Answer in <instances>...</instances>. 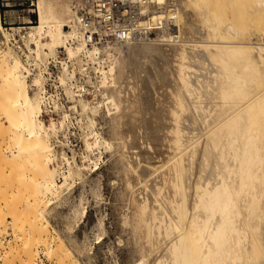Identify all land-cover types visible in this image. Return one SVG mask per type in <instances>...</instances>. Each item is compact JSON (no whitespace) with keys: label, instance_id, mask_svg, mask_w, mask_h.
Returning a JSON list of instances; mask_svg holds the SVG:
<instances>
[{"label":"bare ground","instance_id":"bare-ground-1","mask_svg":"<svg viewBox=\"0 0 264 264\" xmlns=\"http://www.w3.org/2000/svg\"><path fill=\"white\" fill-rule=\"evenodd\" d=\"M234 1L237 9L229 12L227 5H235ZM234 1H224L227 17L225 7L214 13L221 5L211 4L213 9L210 0H180L182 41L166 44L170 61L161 81L149 72L141 76L138 71H126L137 50L142 48L153 56L158 44H89L74 0H33L35 24L12 28L18 33L26 31L18 35L25 59L9 48L0 51V114L12 141L2 161L15 163L20 170L19 181L31 187L24 200L34 223L30 237L21 243L24 264L35 259V247H51L50 243L56 249L54 264H77L62 240L49 237L44 217L46 207L82 173L79 166H72L74 160L70 164L67 158H62L66 170L59 172L51 144V136L57 134L55 123L47 125L41 120L42 105L48 100L42 72L50 58L59 62L56 80L72 101L73 112L85 115L92 127L93 117L102 106L110 116V140L91 127L90 132H81L83 144L89 153L102 146L109 149L115 142L121 158L118 173L130 193L123 225L134 234L140 255L137 264H264V47L252 49L246 44L253 35L255 40L264 36V0ZM245 16L249 17L246 23ZM195 18L206 29L201 45L186 40L198 27ZM4 31L0 19L4 40L15 34ZM226 35L232 36L229 41H247L246 47L234 46L240 42H219ZM207 40L213 46L203 45ZM32 67L38 68V73L34 74L37 84L31 94L27 78ZM203 67L206 71L202 75L198 72ZM125 71L129 80L123 84ZM98 72L105 95L89 104L82 97L84 86L73 79L78 73V78L83 77L98 93L101 90L90 77ZM66 119L63 114L59 130L68 126ZM99 157L90 160L92 167ZM156 163L160 164L154 168ZM6 168L0 169L2 223L3 215L13 217L18 211L15 201L22 194L18 173L13 177L15 182L9 184L12 172ZM78 204L75 207L81 210ZM83 211L72 213L82 216ZM96 234L95 241L99 238Z\"/></svg>","mask_w":264,"mask_h":264},{"label":"rangeland","instance_id":"rangeland-1","mask_svg":"<svg viewBox=\"0 0 264 264\" xmlns=\"http://www.w3.org/2000/svg\"><path fill=\"white\" fill-rule=\"evenodd\" d=\"M30 1L31 3H33V0H30ZM224 1L226 0H223L222 5H221V3H219V0L215 2H211L210 0L211 3L209 4V6L211 4L214 5V3H216L214 5L215 7L217 4L221 5V7H217V8L213 7L212 5L210 6L213 9L215 8L216 10L219 8L217 11L213 10L214 13L217 12L216 14H218L220 13V10L227 5L225 4ZM223 3H224V6H223ZM28 4L29 2L26 0H0V19L2 22V27L8 29L9 27L15 28V27L29 26L30 24L26 23V20L27 21L29 20V14L27 11ZM232 4L233 3H231L229 7L227 5V8H229L230 11L226 7L225 9H227V12H225L226 10L224 9L225 10L224 13L228 14V15L226 14L227 17L229 16L228 11L233 12V9L235 10L237 9V7H235L237 4L235 3V5H233L235 8H233ZM224 13L221 12L223 16H225ZM3 18H5L7 23H10L11 26L3 25ZM245 18L246 20H249V17H246V16L244 17V21L246 23L247 21L245 20ZM195 20L197 22L198 27H196L195 31L191 33L190 38L186 37V40L188 39L192 40V42H190V44L192 45H196V44L201 45L199 43H201L200 41H204L205 35H202V34L205 33L204 31H206V29L204 28L203 23L201 21L198 24L200 20L199 18H195L194 23H195ZM31 21H32V24H35L33 22V19ZM239 21L241 22V20ZM239 21H237V23H239ZM12 23H14V25H12ZM201 23H202V26L200 25ZM198 28L201 30V32ZM11 30L16 34L18 33L16 30H13V29ZM20 31L21 32L18 33V35H23V34L25 35V32H26L25 30H20ZM196 31H199V32H196ZM4 32L6 33L7 31H4ZM197 34H198V37H197ZM200 35H202L203 38ZM191 36H193V38H191ZM227 36L228 35H226L225 40L218 39L219 42L221 41L240 42L241 44H236L234 46H239V45L242 46L244 44L242 47L244 46L246 47V44L248 45L250 44L247 47H250L252 45L251 46L252 49L256 45H258L257 47H259V45L260 47H264V36L258 38V40H255L256 37L253 35L251 37L252 38L251 41H248V43H246L247 42L246 40H245L246 42H244L243 40L238 41L236 39L229 41V39H231L232 36L231 37L230 35L228 37ZM3 38H4V35L1 34L0 32V51L5 50L7 48L12 50L10 47H6L5 45H3L2 43ZM222 38H225V37L223 36ZM256 41L258 44H256ZM207 42L209 45L207 44ZM207 42L205 43L203 42V45L211 46L212 44L213 46V43H210L208 40ZM254 42L255 44H253ZM259 42H261V44ZM140 46H143V45H140ZM156 48H157L156 52L153 56L143 51L142 48L140 49L138 48L139 50H137L133 55L134 57L132 59L133 60L132 64L127 65L126 71L133 73V74H135L134 73L135 71L136 72L138 71L139 73H141V76L144 75V72L145 73L149 72V73L154 74V76L159 77V79L162 81V77L164 73L166 72L168 68V63L170 61V58L168 56L169 52L167 51L168 48L166 44H158ZM23 50L25 51L24 45H23ZM261 52L262 54L264 53L263 50H261ZM261 52H259V54H261ZM12 53H15V55L20 57L22 61L25 59L24 54H23L24 56L23 57L17 54L14 50H12ZM98 56H99L98 54L94 55V58ZM59 58L62 59L63 54L60 53ZM32 68H33L32 75H30V77L27 78L28 84H29V93L31 94L33 90L35 89V85L37 84L36 77L34 76V74L38 73V68H35V67H32ZM205 69L206 67H203V69H200L198 73H201L203 75L206 71ZM211 69L212 68L208 70H211ZM105 71H108V67H105ZM113 72L115 71L113 70ZM125 72L123 75L124 77H122L123 84L128 82L129 80V79L126 80L127 79L126 74L128 73L127 72L125 73ZM58 73H59V62L57 60L53 61L50 58L48 61L46 70L42 72V75L45 78L43 82V86H44L45 94L48 100L44 106L42 105L41 120L43 121L44 124H47V125L51 121L55 123V130L57 134L56 136L55 135L51 136V144L54 149V153H56L55 154L56 159H57L56 163L59 164V165L57 164L59 172L61 173L62 171L66 170V164H65L66 161L62 158H67L68 162L71 161L70 164H72L74 160V163H73L74 165L72 164V166H74L75 168L76 166L77 167L79 166L83 174L81 173V177H78V179L75 178L72 181V183L68 187L69 189L68 188L65 189L61 197H59L55 201L53 200L52 204L49 207H46L44 211V217L48 221V226H49L48 231L50 232L48 233L49 237L50 236L54 237V238L51 237L53 240L55 239L54 241L59 240V239L62 240L64 243V248L68 250V252L71 254L70 256H72L74 260L75 259L77 260V264H137L140 260V255L138 251V246L135 243L134 234L131 232V229L129 226L123 225L124 215L129 213L130 193L124 187L122 179L118 173V168L120 167L119 162L121 159L120 154H118L119 152L115 151V142H111L113 144V147L111 146L112 148L110 147L109 149H105L102 146L99 148V151L96 149H93L92 152L85 153L84 144H83V135L81 132L83 130L86 132H90V129L92 126H90L89 120L85 115L80 116L78 113L73 112L71 110V106L73 104L72 101L66 98L65 94L63 93L62 88L57 83L56 77ZM78 76L79 74L76 73L75 78L73 79V82L77 81L76 82L77 84L81 83L84 86L85 91H81V93L83 92L82 97L84 100H86L89 104H91V103H95L97 99L101 97L104 98L105 91L104 89L101 88L102 86L100 84V81H98V79L102 78L99 72L96 73L95 75L93 74L90 75V77H93V81L97 83L98 85L97 87L100 88L101 90L98 93H94L93 92L94 88L92 87V85L89 83H86L83 77L78 78ZM154 83L156 84V82ZM50 100L55 101L56 102L55 104L57 106L55 107L53 101L50 102ZM63 114L66 115L68 126L64 128L63 130H59L58 122L62 119ZM108 116L109 115H107L104 107L102 106L100 110L98 111V113L94 115L93 117L94 120H93L92 129L97 128L96 130L98 132H101L100 134L104 139L110 140V136H111L110 116L109 117ZM5 123L2 120V117L0 114V166H1L0 169L7 167L6 165L8 163H5L2 161L3 160L2 155L3 154L4 156L6 155L7 150L10 148L12 144V141H10L7 137L9 126H6L7 123L6 124ZM98 154L100 157L97 161V165L92 167L90 164V160L93 159ZM62 155H64V157H61ZM86 155L89 157V159L87 158L83 159V157ZM24 164H25L24 165L25 167L24 166L23 167L26 168L27 165L26 163ZM156 164H154L155 167L152 165L150 167V165H148V168L152 171L154 170V168L159 166L160 163H156ZM8 165L12 166V167L9 166V168L8 167L6 168V169H11V172H12L10 178L8 179L9 181H7V183L10 182L9 184H11L13 180L15 182L16 177L15 178L13 177L17 176V173H18L17 179L18 177H20V170L19 168H17L16 164L13 162L9 163ZM145 179L147 180V178ZM57 180H58L57 181L58 184L62 182L61 177H58ZM18 181L19 179L17 180V183ZM19 183L21 184L20 181ZM23 183H25L24 185L21 184L22 185L21 191H22V194H24L23 198L21 194V196L17 199V201H15V203H17L18 206L20 205V207L16 206V204L14 205L17 207L15 209L19 211V212L15 211L16 214L15 213L13 214L16 218H14V216L12 217V215L10 216V214L6 213L7 214L6 215L5 213H2V214H5L3 215L4 222L2 223V218L0 216V219H1L0 222L2 223V226L0 224L1 226L0 227V237H1L0 238V264H24L25 263L24 257H21V255L23 254V246L21 245V243L23 241L22 239H27L28 237H30L28 235L31 234L29 232H30L32 223H34L33 221L34 217H33V213L31 209L26 204L28 203V201L26 200L27 201L26 202L24 200V196H26L25 193H27L28 191L27 194H29L30 186L27 187L29 183H26V182H23ZM134 183H137V181L135 180ZM30 190H31V187H30ZM28 196L27 198H29ZM1 203L2 201H0V205H2ZM78 203L82 204V205L80 204L79 206V209L81 207V210H78V208L75 207L79 205ZM80 211H83L84 213V214L82 213V216L77 215V213ZM72 212L74 213L77 212V213L73 214ZM71 213H72V217L75 215L77 220L74 218L75 216L73 218L71 217ZM12 218H14L15 220ZM11 221L12 222L14 221V222L11 223ZM14 223H16V225ZM13 224L16 226V228L14 227ZM19 232H23V234ZM96 232L98 233L99 238L98 240L95 241L93 237L97 235ZM16 235H18V238H20L19 236L22 237L19 239L21 242L17 240V237H14ZM49 245H51L52 248L50 246L49 247L47 246L44 248L41 245H38L37 248L35 247L34 249L36 250L35 251L36 254L32 257L35 259H32L33 261H31L30 264H34V263L35 264H54L53 262L55 261V257H56V249H54L55 247H53L54 245H52L51 243ZM47 248H48V253L46 251ZM50 248H51V251H50ZM45 253L48 255H46ZM50 257L52 259H49Z\"/></svg>","mask_w":264,"mask_h":264},{"label":"built area","instance_id":"built-area-1","mask_svg":"<svg viewBox=\"0 0 264 264\" xmlns=\"http://www.w3.org/2000/svg\"><path fill=\"white\" fill-rule=\"evenodd\" d=\"M26 1L31 25L32 19L36 22L35 7L30 0ZM74 9L89 44L121 46L182 41L180 0H74ZM3 25L11 26L5 18ZM11 29L6 31L12 33ZM9 35L8 41L3 38V45L23 56L21 38L16 33Z\"/></svg>","mask_w":264,"mask_h":264}]
</instances>
